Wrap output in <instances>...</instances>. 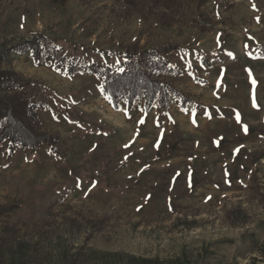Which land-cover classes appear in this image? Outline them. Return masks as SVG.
<instances>
[{
    "label": "rangeland",
    "instance_id": "rangeland-1",
    "mask_svg": "<svg viewBox=\"0 0 264 264\" xmlns=\"http://www.w3.org/2000/svg\"><path fill=\"white\" fill-rule=\"evenodd\" d=\"M155 1H0V53L41 34L56 58L114 65L173 44L165 81L189 98L115 111L98 77L13 54L3 67L42 86L61 155L0 147V206H17L0 217L5 264H264V0H159L148 17Z\"/></svg>",
    "mask_w": 264,
    "mask_h": 264
},
{
    "label": "trees",
    "instance_id": "trees-1",
    "mask_svg": "<svg viewBox=\"0 0 264 264\" xmlns=\"http://www.w3.org/2000/svg\"><path fill=\"white\" fill-rule=\"evenodd\" d=\"M2 1V0H0ZM70 0H50L58 6H64ZM130 5L134 0H126ZM155 4L146 5V15L157 17ZM174 2L167 0L165 2ZM207 0H198L201 7ZM165 25L176 22L165 17ZM208 31V30H204ZM41 34L31 39L22 40L0 53V147L5 149L8 158L20 151H36L48 147L50 153L60 156L57 147L58 137L42 130L40 113L46 109L42 86L30 80H25L15 71L5 69L3 65L10 61L13 54L30 52L36 66L49 65L63 76H74L87 73L101 79V96L111 105L113 110H119L125 104L129 112L135 103L143 101V111L149 113L155 103L158 108L166 111L173 98H179L180 107L185 108L189 98L177 90L173 84L165 81L167 76L177 73L170 66L166 55L177 50V46L167 44L155 49H134L118 56L114 65L105 63H90L80 65L65 57L56 58V50L43 45ZM256 57L264 60V44L255 48ZM45 93V92H44ZM17 206H0V217L13 212ZM1 242V240H0ZM85 257L79 252L72 254L64 264H84ZM152 263V262H151ZM0 264H5L0 257Z\"/></svg>",
    "mask_w": 264,
    "mask_h": 264
},
{
    "label": "snow or ice",
    "instance_id": "snow-or-ice-1",
    "mask_svg": "<svg viewBox=\"0 0 264 264\" xmlns=\"http://www.w3.org/2000/svg\"><path fill=\"white\" fill-rule=\"evenodd\" d=\"M257 105L255 104V101H253V107H256ZM125 115H127V112H125ZM141 123H143V121H141ZM237 123H240V117L239 114H237ZM244 131L247 132V126H244Z\"/></svg>",
    "mask_w": 264,
    "mask_h": 264
}]
</instances>
